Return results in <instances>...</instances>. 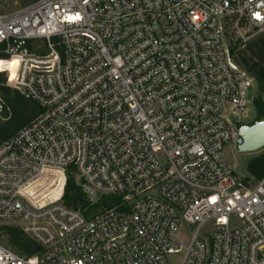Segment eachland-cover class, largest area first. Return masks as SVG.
Here are the masks:
<instances>
[{
    "label": "built area",
    "instance_id": "built-area-1",
    "mask_svg": "<svg viewBox=\"0 0 264 264\" xmlns=\"http://www.w3.org/2000/svg\"><path fill=\"white\" fill-rule=\"evenodd\" d=\"M253 30H264V0L0 10V62L18 58L13 83L0 81V121L10 116L1 87L40 109L0 143V223L36 250L0 242V264H264V174L238 177L223 156L256 83L232 47ZM67 172L89 204L119 201L89 213L66 204ZM55 174L57 199L26 191Z\"/></svg>",
    "mask_w": 264,
    "mask_h": 264
},
{
    "label": "trees",
    "instance_id": "trees-1",
    "mask_svg": "<svg viewBox=\"0 0 264 264\" xmlns=\"http://www.w3.org/2000/svg\"><path fill=\"white\" fill-rule=\"evenodd\" d=\"M32 1L34 0H30L29 3ZM238 45L239 41H236L232 47V53L235 54V61L255 79L258 89L264 91V31L258 33L254 39L245 44L246 53L237 51ZM5 66L9 68L13 67V64L9 62L5 64ZM6 76L7 77L0 76V81L6 80L7 78L9 83L12 84L15 79V70L6 71ZM1 94L10 109V116L6 121H0V143L29 124L40 112L35 102L25 98L17 90L9 87H1ZM253 108L255 113L254 119L257 120L259 117H264V97L260 94L254 97ZM247 172L256 179L260 178L264 174V155L251 159L247 164ZM54 176L61 179L63 178L61 175L55 174ZM66 176L68 179L66 187L64 188L66 190L64 193V201L74 208L86 207L85 212L89 213L91 211H97L103 206L110 207L119 201L117 197H102L94 204H89L80 187L75 183V180H73V175L67 172ZM72 192L73 196H70L69 194ZM4 228L7 229L15 239H18L17 242H14V245L17 246L19 254L30 255L36 250V246L33 245L31 240L19 227L11 226Z\"/></svg>",
    "mask_w": 264,
    "mask_h": 264
},
{
    "label": "rangeland",
    "instance_id": "rangeland-1",
    "mask_svg": "<svg viewBox=\"0 0 264 264\" xmlns=\"http://www.w3.org/2000/svg\"><path fill=\"white\" fill-rule=\"evenodd\" d=\"M30 0H0V10L1 11H10L17 9L19 7L27 5ZM259 31L256 32L255 30L249 32L251 35L252 33L256 32L249 40H247L244 44L242 42H239V45L237 46V51L246 53L245 44L254 39L258 33L263 32ZM260 94L262 97H264V91H260L254 83V87H251L248 91V95L250 98V103L248 105V115L245 118H242L241 124L243 123H250L255 116L254 108H253V99L256 95ZM264 155V147L253 152H239L237 149V143L230 142L228 145L225 146L223 150V156L227 160V162L231 165V167L234 169L235 173L238 177H242L244 179H247L249 181H253L256 178L252 175H250L247 172V164L251 159L257 158ZM70 174V173H69ZM45 176V175H44ZM74 178V176H73ZM72 178V179H73ZM68 177H65V185L66 187ZM74 180V179H73ZM76 183V182H75ZM63 185V178H59L56 176L51 177L50 183L45 184V178L40 177L35 182H33L26 191L29 193H32V191L36 188L42 187L43 189L39 191L38 197H34V200H37L39 198L40 201H45L46 199H57L61 188ZM65 189L63 191V200H64V193ZM70 196H73V192L69 194ZM103 200V199H102ZM13 227L15 224L13 223H0V242L5 244L6 246L10 247L15 252H18L17 246L14 245V242H17L18 239L14 238L13 235L4 227ZM191 227L186 224H181L178 229V235L180 238L184 241L187 240V238L190 235ZM28 242V241H26ZM25 255V254H23Z\"/></svg>",
    "mask_w": 264,
    "mask_h": 264
},
{
    "label": "water",
    "instance_id": "water-1",
    "mask_svg": "<svg viewBox=\"0 0 264 264\" xmlns=\"http://www.w3.org/2000/svg\"><path fill=\"white\" fill-rule=\"evenodd\" d=\"M264 147V117L239 126L237 149L239 152H253Z\"/></svg>",
    "mask_w": 264,
    "mask_h": 264
},
{
    "label": "bare ground",
    "instance_id": "bare-ground-1",
    "mask_svg": "<svg viewBox=\"0 0 264 264\" xmlns=\"http://www.w3.org/2000/svg\"><path fill=\"white\" fill-rule=\"evenodd\" d=\"M9 62H11L12 64H13V67H9V68H7L6 66H5V64H7V63H9ZM17 63H18V58H11L9 61H4V62H0V69H3V70H5V71H8V70H13V69H15L16 68V66H17ZM40 178V177H39ZM38 178V179H39ZM35 182V181H34ZM32 184V183H31ZM30 184V185H31ZM30 185H28V187L30 186ZM28 187H26V190H27V188Z\"/></svg>",
    "mask_w": 264,
    "mask_h": 264
},
{
    "label": "flooded vegetation",
    "instance_id": "flooded-vegetation-1",
    "mask_svg": "<svg viewBox=\"0 0 264 264\" xmlns=\"http://www.w3.org/2000/svg\"><path fill=\"white\" fill-rule=\"evenodd\" d=\"M261 117H259V119H260ZM259 119H257V120H259ZM256 119H253L249 124H251V123H253V122H255V121H257Z\"/></svg>",
    "mask_w": 264,
    "mask_h": 264
},
{
    "label": "snow or ice",
    "instance_id": "snow-or-ice-1",
    "mask_svg": "<svg viewBox=\"0 0 264 264\" xmlns=\"http://www.w3.org/2000/svg\"><path fill=\"white\" fill-rule=\"evenodd\" d=\"M259 18V17H258Z\"/></svg>",
    "mask_w": 264,
    "mask_h": 264
}]
</instances>
